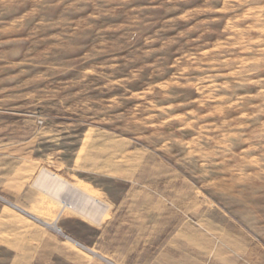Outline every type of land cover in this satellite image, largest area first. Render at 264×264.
Segmentation results:
<instances>
[{
  "label": "rangeland",
  "instance_id": "rangeland-1",
  "mask_svg": "<svg viewBox=\"0 0 264 264\" xmlns=\"http://www.w3.org/2000/svg\"><path fill=\"white\" fill-rule=\"evenodd\" d=\"M0 264H264V0H0Z\"/></svg>",
  "mask_w": 264,
  "mask_h": 264
},
{
  "label": "bare ground",
  "instance_id": "bare-ground-1",
  "mask_svg": "<svg viewBox=\"0 0 264 264\" xmlns=\"http://www.w3.org/2000/svg\"><path fill=\"white\" fill-rule=\"evenodd\" d=\"M67 205V204H66ZM51 226V225H50ZM53 227L56 229V230H58L59 232H61V230L60 229H58L57 227H56V225H53Z\"/></svg>",
  "mask_w": 264,
  "mask_h": 264
},
{
  "label": "crops",
  "instance_id": "crops-1",
  "mask_svg": "<svg viewBox=\"0 0 264 264\" xmlns=\"http://www.w3.org/2000/svg\"><path fill=\"white\" fill-rule=\"evenodd\" d=\"M33 218V217H32Z\"/></svg>",
  "mask_w": 264,
  "mask_h": 264
}]
</instances>
